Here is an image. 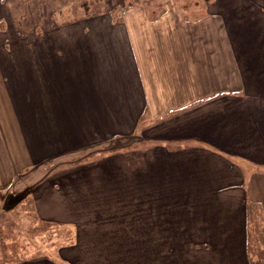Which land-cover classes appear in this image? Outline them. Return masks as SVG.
<instances>
[{
	"label": "crops",
	"instance_id": "obj_1",
	"mask_svg": "<svg viewBox=\"0 0 264 264\" xmlns=\"http://www.w3.org/2000/svg\"><path fill=\"white\" fill-rule=\"evenodd\" d=\"M169 1L32 36L23 59L0 43V190L31 196L42 221L72 226L75 239L20 264H82L87 252L91 264H120L135 244L143 255L134 264H147L146 245L161 263L163 244L186 245L170 264L248 263L247 230L259 227L251 209L264 218V27H255L260 42L246 43L231 13L194 21ZM147 117L159 203L133 207L124 196L141 190L110 183L125 172L74 166Z\"/></svg>",
	"mask_w": 264,
	"mask_h": 264
},
{
	"label": "rangeland",
	"instance_id": "obj_2",
	"mask_svg": "<svg viewBox=\"0 0 264 264\" xmlns=\"http://www.w3.org/2000/svg\"><path fill=\"white\" fill-rule=\"evenodd\" d=\"M147 2L144 4V2ZM159 0H1L0 12V43L5 46L16 48L20 55V59L24 58V44L32 36L40 39L43 34L53 28L73 26L76 23H89L87 17H99L101 13L111 12L116 20H119L121 13L125 10H132L138 6H146L147 11H164L166 9L163 4L161 8L157 5ZM164 1V0H163ZM167 1V0H166ZM172 2L178 11H187L192 17L191 19L198 20L206 16L208 12L224 11L231 13L230 20L235 21L230 23L232 27L242 28V37L246 43L255 42L254 36L255 27L261 25L264 27V0H170L168 6H172ZM158 6V8H157ZM155 7V8H154ZM156 11V10H154ZM96 20L94 23H99ZM86 26V25H85ZM230 26V25H229ZM260 39V38H259ZM260 42L259 40L255 43ZM246 58H252L251 53L245 54ZM151 123V119L147 117L146 121L141 122V126L134 133L126 136L122 135L118 139L107 138L108 143H113L106 149L105 144H99L98 148L91 154V157L85 158L76 164V170L97 171L99 173L110 174L111 171L125 172L126 180L121 177L114 176L111 180L112 186L119 190L126 187L125 183L129 184L130 188L138 190L140 195H132L131 197L124 196V199L130 198V203L134 206L139 204L152 206L153 203H159L157 196L152 195V188L154 186L153 180V165L149 161L152 159L153 147L155 142L153 140V131L148 129L146 123ZM7 134H9L7 132ZM135 135V136H134ZM102 140V141H101ZM105 139L99 138L98 143H105ZM118 158L121 162L118 161ZM150 158V159H149ZM117 161H116V160ZM149 165H152L151 167ZM129 168V169H128ZM140 168V169H139ZM133 169V170H132ZM128 172L145 173V176H138ZM101 177V175H99ZM110 176H108L109 178ZM145 177L144 180L141 178ZM122 185L120 186L121 180ZM78 182V181H77ZM78 182V183H82ZM109 182V179H100L95 183L98 188L101 185ZM114 182V184H113ZM164 182L162 184L164 186ZM124 184V185H123ZM81 186H88L81 184ZM143 189V190H142ZM120 194V192H118ZM145 193V194H144ZM121 199V197H119ZM185 197H179L177 203L180 205ZM119 200L118 205L124 202ZM155 199V200H154ZM169 197L162 196V205H168ZM182 199V200H180ZM116 208V207H115ZM169 207L167 206V211ZM251 214V219L259 224V228L264 225L263 220L260 219L259 213L256 209ZM132 212L129 213V215ZM122 214V213H120ZM124 214V213H123ZM127 216L126 214H124ZM106 213L99 212L98 218H105ZM259 217V219L257 218ZM85 218V215H82ZM81 218V219H82ZM90 219V218H89ZM80 220V219H79ZM78 220V221H79ZM263 223V224H262ZM251 224V223H250ZM252 225H250V228ZM258 228V225H257ZM258 228V229H259ZM258 233L260 234L261 232ZM264 234V232H262ZM260 234V236L262 235ZM264 242V236H261ZM74 231L72 226L62 223H54L49 221H42L33 209V200L31 196L23 197L17 195L10 190H0V264H20L23 261H32L34 259L53 256L57 254L59 248L66 244L70 245L74 242ZM169 246L174 247V254L169 252ZM98 247V245H97ZM141 245H130L129 262L128 260H117L120 264H134L136 260H131L132 257L138 260ZM152 247V246H151ZM167 247V251L166 248ZM186 245H164L161 263L156 264H170V261L177 256L185 255ZM100 248L94 247L93 255H98ZM145 254L147 257V264H152V249L148 251V245L145 246ZM91 251V250H89ZM140 255H139V254ZM90 253L87 252V257L82 264H91ZM264 254V252H263ZM58 255V254H57ZM133 255V256H132ZM151 257V260L150 258ZM222 257V256H220ZM140 259V258H139ZM101 260V258L99 259ZM109 260V259H108ZM104 259L105 263L109 261ZM81 262V260H80ZM97 261H95L96 263ZM144 261H140L143 264Z\"/></svg>",
	"mask_w": 264,
	"mask_h": 264
},
{
	"label": "trees",
	"instance_id": "obj_3",
	"mask_svg": "<svg viewBox=\"0 0 264 264\" xmlns=\"http://www.w3.org/2000/svg\"><path fill=\"white\" fill-rule=\"evenodd\" d=\"M249 217H250V213ZM252 214V209H251ZM252 220V219H251ZM252 225V224H251ZM259 228V227H258ZM257 227H249L247 230V244H246V259L247 264H264V242H262L261 236H264V227L258 229ZM261 232L262 234L258 233Z\"/></svg>",
	"mask_w": 264,
	"mask_h": 264
}]
</instances>
